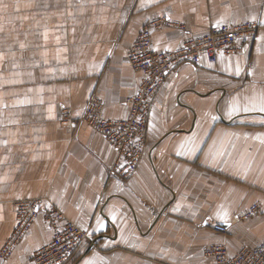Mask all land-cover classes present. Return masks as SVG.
I'll use <instances>...</instances> for the list:
<instances>
[{
  "label": "crops",
  "instance_id": "crops-1",
  "mask_svg": "<svg viewBox=\"0 0 264 264\" xmlns=\"http://www.w3.org/2000/svg\"><path fill=\"white\" fill-rule=\"evenodd\" d=\"M156 16L187 29L156 31V51L220 24L258 30L215 64L182 65L167 77L137 171L123 182L107 175L115 153L105 139L83 124L72 131L61 117L79 119L97 97L105 119L126 118L139 84L126 54ZM261 97L264 0H0V250L14 203L32 199L95 241L68 264H212L204 255L212 244L231 255L264 244V113L242 110ZM233 104L241 110L229 116ZM253 205L260 213L240 221ZM51 237L39 212L0 264H32Z\"/></svg>",
  "mask_w": 264,
  "mask_h": 264
},
{
  "label": "built area",
  "instance_id": "built-area-1",
  "mask_svg": "<svg viewBox=\"0 0 264 264\" xmlns=\"http://www.w3.org/2000/svg\"><path fill=\"white\" fill-rule=\"evenodd\" d=\"M162 28H173L186 33L183 24L175 23L166 16L149 19L139 32L136 40L128 48L126 60L132 71L139 76L136 94L127 97L126 118L108 120L103 117L104 101L92 98L82 116L73 119L64 111L62 123L76 130L86 125L105 139L114 150L115 158L107 170L110 178L126 182L136 173L146 143L148 120L155 97L167 77L182 65L198 66L202 61L215 64L220 54L237 51L238 43L255 37V24L213 26L201 36L187 37L173 51H156L153 48V34ZM41 200H21L14 203V228L0 250V258L9 257L14 248L34 224L39 212L52 232L50 242L37 249L32 255V264H68L77 249L85 242L95 247L87 231L68 219L57 207H43ZM260 213V207L253 205L239 214L240 221H249ZM215 233L225 235L224 225H213ZM204 255L212 264H264V244L243 247L231 255L224 245L212 244L205 248Z\"/></svg>",
  "mask_w": 264,
  "mask_h": 264
},
{
  "label": "snow or ice",
  "instance_id": "snow-or-ice-1",
  "mask_svg": "<svg viewBox=\"0 0 264 264\" xmlns=\"http://www.w3.org/2000/svg\"><path fill=\"white\" fill-rule=\"evenodd\" d=\"M239 67H237L236 72L237 74H239ZM241 108L238 104H233L232 106H230L229 110H228V115L231 116L233 113L240 111ZM244 112H249V111H259L261 113H264V97L260 98L259 103H256L255 101L251 102L250 106L249 105H245L242 109ZM181 147L183 148L184 145L182 144ZM180 153L178 152L177 155H179ZM226 215V213H225ZM100 227L102 228L103 225L101 224ZM85 264H93L92 261H86Z\"/></svg>",
  "mask_w": 264,
  "mask_h": 264
},
{
  "label": "rangeland",
  "instance_id": "rangeland-1",
  "mask_svg": "<svg viewBox=\"0 0 264 264\" xmlns=\"http://www.w3.org/2000/svg\"><path fill=\"white\" fill-rule=\"evenodd\" d=\"M63 115L64 113L62 112V117H61V122H62V119H63ZM66 125V124H65ZM70 130H72L69 126H67ZM72 131H75V130H72ZM144 150V149H143Z\"/></svg>",
  "mask_w": 264,
  "mask_h": 264
},
{
  "label": "water",
  "instance_id": "water-1",
  "mask_svg": "<svg viewBox=\"0 0 264 264\" xmlns=\"http://www.w3.org/2000/svg\"><path fill=\"white\" fill-rule=\"evenodd\" d=\"M95 243V242H94Z\"/></svg>",
  "mask_w": 264,
  "mask_h": 264
}]
</instances>
